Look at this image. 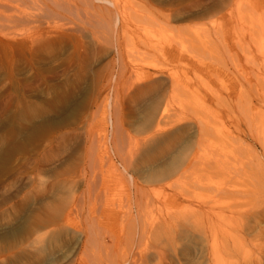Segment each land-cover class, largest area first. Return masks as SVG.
Returning a JSON list of instances; mask_svg holds the SVG:
<instances>
[{"label":"rangeland","instance_id":"374dc122","mask_svg":"<svg viewBox=\"0 0 264 264\" xmlns=\"http://www.w3.org/2000/svg\"><path fill=\"white\" fill-rule=\"evenodd\" d=\"M118 1L132 14L122 45L136 71L123 73L112 45L69 67L66 34L39 56L0 46V264H78L88 216L98 262L167 244L172 218L192 226L175 244L182 264H264V0ZM147 71L165 84L141 94L132 80ZM160 119L173 125L147 141ZM195 157L179 185L163 186ZM88 165L99 176L89 183ZM133 184L150 189L137 208Z\"/></svg>","mask_w":264,"mask_h":264},{"label":"bare ground","instance_id":"6f19581e","mask_svg":"<svg viewBox=\"0 0 264 264\" xmlns=\"http://www.w3.org/2000/svg\"><path fill=\"white\" fill-rule=\"evenodd\" d=\"M145 1H148V0H145ZM101 2H102L101 3L102 5L95 6L96 3L93 0H0V44H1L0 46H4L5 48L6 47L10 48L11 49L10 53H12L15 48L21 47V48L28 50L30 54L39 56L45 53V51L48 48H51L53 45H55L54 40H53L55 36L66 34L69 37L72 36L73 37L72 39L74 40V50L72 49L73 55L69 59V63H68L69 67H72L75 65L78 68L77 70L80 72L81 68L83 67L81 64L87 62L89 59L97 56L98 54L104 52L105 48L112 45L113 49L116 52V56L120 60V63L121 61L123 63L120 68L123 70V73L128 72L129 68L131 71H136L138 68L134 66L130 67L131 65L128 66L129 64L127 65L128 67L124 65V58H123L124 53H123V45H122V40H125L127 38L128 32L131 33V30L129 31L128 25H129L130 20H132V14H128V12H126L125 10L126 7L122 8L123 6H120V3H118L119 2L118 0H115L113 4H112L113 1H111L110 3L109 0H102ZM104 3L105 4L110 3L113 6V9H109ZM112 14L117 16L114 28H112L110 24ZM149 47H152V49L154 48V46H152V44L150 45V43H149V46H147V48ZM152 49L149 48L147 50L152 51ZM166 54H167L166 56L168 57L169 53H166ZM115 67H116V63H114L113 61H111L110 64H108V69H111L112 71L111 73H113L112 69H114ZM160 73H163V71H159V74ZM159 74L156 72H151V71L142 72V74H140L138 78L132 80L133 81L132 83L140 88L141 94L146 93L148 91H156L165 84V82L161 79L162 77H160L162 74L160 75ZM109 78H111V76ZM161 120L162 119H160L156 123L154 131L151 132L148 136H145V137H148L146 139L147 141L151 138H154L157 134L167 130L166 128H169L170 125H173L172 124L173 121L163 120L162 122ZM66 139L67 137L66 135H64L60 137V142L64 144V142H67ZM117 142H120V141H117ZM117 142H115L114 144L116 145ZM199 142L201 143V141ZM137 145L135 146V148L137 147ZM91 150L87 152L88 155H89V152L91 154ZM134 153H136V149H131V151H129V153H127L126 156L125 155H123L124 157L121 156L122 170L125 171V174L131 168V164H132L131 158ZM117 154H118V151H117ZM195 160H196V157L193 160H189L187 165L179 169L178 172H175L174 178L171 181L165 182L163 186L173 189L175 188L176 185H179L187 177L191 169L195 166L194 164ZM90 161L92 162V160ZM91 167L93 169V166H90L88 169H87V166H84L82 167L83 170L82 169H81L82 171L80 170L82 176L85 177V179L86 178L88 179V181L86 179L87 183L90 182L92 178V173L95 172V170L93 172ZM111 167H114L112 172L115 173L117 176H120L119 175L120 169H118V167L116 168V166H113V165H111ZM111 170L112 169H110V171ZM89 172H92L91 175L89 174ZM96 173L97 172H95V174ZM95 176H96L95 178H99L98 174H96ZM133 189H134L133 198L132 197L131 198L133 199L134 205L137 208L141 203L140 201L143 200L144 197L147 198L148 193H150V189L148 188L144 189L143 187L138 188L136 184H133ZM139 216L140 214H138L136 217L139 218ZM206 216L209 217L208 214H206ZM67 217L68 218L65 219V222L66 220L70 222L72 219L71 216L67 215ZM216 217H218V215H216ZM79 219L81 220V218ZM86 219H87V222H85V226H84L85 230H84V241H83L84 251L82 252L83 254H81L80 256V261L78 264H89L88 263L89 260H92L93 262L96 261L97 262L96 264H176L175 262L176 260L178 264H182L178 257L179 253L176 250L178 247L175 244L179 240L181 241L184 240L185 242L186 239H188L190 236L189 232L191 230L189 228L192 227L190 225H189L190 227H187L184 221H182L183 223H181L176 220L173 221V219L170 218L168 220H165L164 225L162 226L164 227L162 232H164L163 235L165 236V240L167 244L160 246L161 244L160 242V244L157 243V245H155L157 247H154L153 245H152L153 247H145V246L141 247L140 245L130 244L129 246H127L126 250L125 249L123 250V252L119 250L121 251L119 252L120 253L119 256H118V252L116 253L117 248L111 249L112 255L110 253V250L107 252V250L105 249L106 250L105 253L108 254V258L106 260L99 261L100 262L99 263L98 260L95 259V254L93 255V258H91L92 248L90 249L92 245L95 246L94 243H98L97 241L99 240V232H98L99 230L95 227L96 221L94 218H92V216H88V218ZM69 222H66V223H69ZM194 225H195V222H194ZM205 225L201 227L207 228ZM207 225L208 227H210L211 226L210 222H208ZM155 227L154 228L152 227V229L149 230L150 233L155 232ZM196 230H194V227H193V231H196ZM202 231H204V229ZM205 232L207 231L205 230ZM152 235L154 236V234ZM161 236L162 235H160V238H163V236L162 237ZM149 239L150 238H148V240ZM139 241H140V237H139ZM139 243H141V241ZM163 243L164 242H162V244ZM101 246H103V244H101ZM97 248H95L96 251H98ZM201 251L202 250H200V252ZM97 253L100 254L99 252ZM98 256L99 255H96L97 259H98ZM210 256H211V253H210ZM114 260H116V262H114ZM92 261H91V264H92ZM255 262L254 264H256ZM189 263L191 262H186L185 264H189ZM202 264H205V262ZM206 264H251V262L249 261V262H242V263H237V262L233 263V262H227L223 260L219 261L218 258H215L214 260L213 258L210 259L209 257V261H207Z\"/></svg>","mask_w":264,"mask_h":264}]
</instances>
